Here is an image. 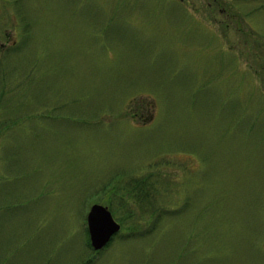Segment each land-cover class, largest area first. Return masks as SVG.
<instances>
[{
  "label": "rangeland",
  "instance_id": "obj_1",
  "mask_svg": "<svg viewBox=\"0 0 264 264\" xmlns=\"http://www.w3.org/2000/svg\"><path fill=\"white\" fill-rule=\"evenodd\" d=\"M0 264H264V0H0Z\"/></svg>",
  "mask_w": 264,
  "mask_h": 264
},
{
  "label": "water",
  "instance_id": "obj_2",
  "mask_svg": "<svg viewBox=\"0 0 264 264\" xmlns=\"http://www.w3.org/2000/svg\"><path fill=\"white\" fill-rule=\"evenodd\" d=\"M90 245L94 250H101L119 231L120 224L112 216L106 205L93 204L86 215Z\"/></svg>",
  "mask_w": 264,
  "mask_h": 264
},
{
  "label": "trees",
  "instance_id": "obj_3",
  "mask_svg": "<svg viewBox=\"0 0 264 264\" xmlns=\"http://www.w3.org/2000/svg\"><path fill=\"white\" fill-rule=\"evenodd\" d=\"M134 181H135V180H134ZM137 185H139V184H137ZM137 185H133L132 188H133V187H136ZM153 211H154V210H152V212H153Z\"/></svg>",
  "mask_w": 264,
  "mask_h": 264
}]
</instances>
